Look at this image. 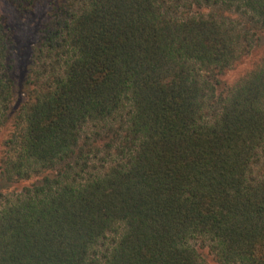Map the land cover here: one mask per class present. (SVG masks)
I'll use <instances>...</instances> for the list:
<instances>
[{"label":"trees","instance_id":"1","mask_svg":"<svg viewBox=\"0 0 264 264\" xmlns=\"http://www.w3.org/2000/svg\"><path fill=\"white\" fill-rule=\"evenodd\" d=\"M1 1L47 17L17 82L0 14V264H264V58L205 76L264 0Z\"/></svg>","mask_w":264,"mask_h":264},{"label":"rangeland","instance_id":"2","mask_svg":"<svg viewBox=\"0 0 264 264\" xmlns=\"http://www.w3.org/2000/svg\"><path fill=\"white\" fill-rule=\"evenodd\" d=\"M180 9V8H179ZM177 10L176 15L180 16H192L200 12L196 7L184 6L183 9ZM180 12V13H179ZM210 13L217 12L223 14L226 17H230L241 26L246 18L238 12L226 11L221 12L218 9H209ZM201 12L200 14H202ZM0 14L7 22L12 25L15 35L13 37L15 45L13 50V57L15 58L13 75L17 82L23 77L24 66L30 58L31 47L37 38V30L45 22L47 17V8H40L33 15H26L16 12L12 6L4 3L0 0ZM240 32V28H237L236 32ZM264 58V37L257 42L253 47L244 52V54L230 65L222 74L214 76L212 73L206 74L209 80L219 78L221 83H224V88L233 86L238 80L246 76L252 69H254L259 62ZM19 98V97H18ZM253 172L255 174H262L264 172V150L260 152V159L258 164L253 166ZM199 245L200 243H196ZM203 250V251H202ZM201 250V262L202 264H220L216 261L213 254L208 250V246L205 244Z\"/></svg>","mask_w":264,"mask_h":264}]
</instances>
